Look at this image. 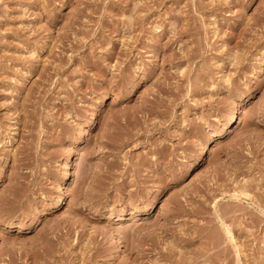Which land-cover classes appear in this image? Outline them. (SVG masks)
<instances>
[{
    "label": "rangeland",
    "instance_id": "rangeland-1",
    "mask_svg": "<svg viewBox=\"0 0 264 264\" xmlns=\"http://www.w3.org/2000/svg\"><path fill=\"white\" fill-rule=\"evenodd\" d=\"M0 264H264V0H0Z\"/></svg>",
    "mask_w": 264,
    "mask_h": 264
},
{
    "label": "bare ground",
    "instance_id": "bare-ground-1",
    "mask_svg": "<svg viewBox=\"0 0 264 264\" xmlns=\"http://www.w3.org/2000/svg\"><path fill=\"white\" fill-rule=\"evenodd\" d=\"M230 114H231V112H230ZM229 115V114H228ZM232 115V114H231ZM233 116V115H232ZM229 118V117H228ZM85 131V130H84ZM133 212V211H132ZM132 214V213H131ZM117 235V234H116Z\"/></svg>",
    "mask_w": 264,
    "mask_h": 264
}]
</instances>
